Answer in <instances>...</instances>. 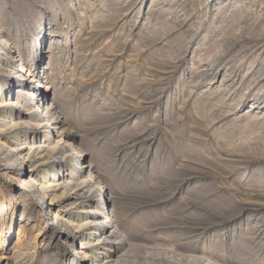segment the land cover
<instances>
[{
	"label": "rangeland",
	"instance_id": "1",
	"mask_svg": "<svg viewBox=\"0 0 264 264\" xmlns=\"http://www.w3.org/2000/svg\"><path fill=\"white\" fill-rule=\"evenodd\" d=\"M74 1L69 29L52 21L51 53L46 36L48 94H63L55 106L84 151L75 165L96 166L119 205L126 258L264 264V0H90L104 5L96 18ZM1 2L14 27L42 5ZM42 242L22 262L40 264ZM61 246L51 253L68 264Z\"/></svg>",
	"mask_w": 264,
	"mask_h": 264
},
{
	"label": "bare ground",
	"instance_id": "2",
	"mask_svg": "<svg viewBox=\"0 0 264 264\" xmlns=\"http://www.w3.org/2000/svg\"><path fill=\"white\" fill-rule=\"evenodd\" d=\"M35 2L42 5L26 11L23 22L14 27L0 0V169L5 167L4 175L11 180L4 189L0 178L1 264H25L24 256L36 257V242L41 238L40 264H56L51 251L62 244L75 252L68 264H136L126 258L129 247L123 234L128 228L120 222L119 205L108 196L97 167L84 158L75 165L72 159L84 151L70 122L55 106L63 94L54 85V92L48 94L49 84L55 82L44 71L49 52L45 47L49 41L51 53L59 45L56 40L52 46L56 29L52 21L57 20L60 30L66 31L72 13L65 0ZM71 5L80 16L88 12L93 18L102 15L104 6L96 7L90 0L84 5L75 0ZM44 9H51V16ZM30 12L37 14L34 21ZM84 36L74 39V48L85 43ZM58 59L50 57L49 66ZM171 258L153 264H170ZM215 262H201L193 254L187 264H225Z\"/></svg>",
	"mask_w": 264,
	"mask_h": 264
}]
</instances>
